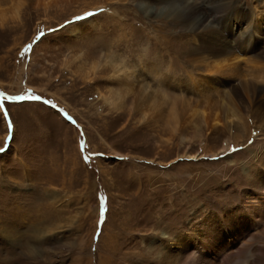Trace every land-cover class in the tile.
Returning <instances> with one entry per match:
<instances>
[{
	"label": "rangeland",
	"instance_id": "374dc122",
	"mask_svg": "<svg viewBox=\"0 0 264 264\" xmlns=\"http://www.w3.org/2000/svg\"><path fill=\"white\" fill-rule=\"evenodd\" d=\"M195 1L193 13L184 0H0V264H164L148 243L158 234L204 218L234 247L225 225L251 227L242 202L259 200L247 169L264 171V58L240 44L245 57L217 70L185 50L205 14L232 42L263 38L251 22L264 0ZM112 65L128 71L115 80ZM250 73L260 94L247 131L214 132L233 95L224 81ZM126 75L150 87L128 93ZM263 222L230 264L256 251Z\"/></svg>",
	"mask_w": 264,
	"mask_h": 264
},
{
	"label": "bare ground",
	"instance_id": "6f19581e",
	"mask_svg": "<svg viewBox=\"0 0 264 264\" xmlns=\"http://www.w3.org/2000/svg\"><path fill=\"white\" fill-rule=\"evenodd\" d=\"M165 1H171V0H165ZM219 1H223L225 3H227L226 1H230L231 3L232 0H219ZM184 3H186L187 7H189L191 12L193 13L195 11H201L202 6H200L198 2H196L195 0H184ZM162 13L164 15V13L166 12L163 11ZM175 14H176L175 12L174 13L170 12L169 15H165V16L166 17L173 16L172 19L177 20ZM216 14L215 16H217ZM261 15H264V13H261L259 16H256L251 22L252 23L251 25L254 26V29H259V30L264 29V16ZM156 16H158V14H156ZM245 19L247 20V16H245ZM208 22H209L208 15L205 14L199 20L197 26H195V28L192 30V31L198 30L199 32L195 35L196 38L193 42V45L192 46L188 45V47L185 50V55H187V58L190 62L198 63V62H203L204 60H210L212 63H215L214 66L216 67L217 70L229 67L233 63L231 62L230 64L228 62L230 57H234V59L237 60V62L245 57V56L244 57L241 56V54L235 55L236 49L240 46V44H245L247 51H248V47H250L252 51L258 53V56L260 58L261 57L264 58V37L261 39L254 38V40L252 41L253 36L255 35H251V33L249 34V32L245 30L242 31L240 35L237 37L231 34L234 37L232 38L233 39L232 42V40H229V38L224 36L223 33L220 34L217 33L215 31L216 27L214 28ZM247 37L248 40L245 41ZM239 50L243 51L242 48ZM105 64H107V62ZM111 71H113L111 77L116 80V79H121L122 77L120 75L121 72H127L128 68L126 67L121 69V67L118 68L117 66L112 65ZM249 75L251 78L250 79L245 78V80L243 79L239 86H236L235 83L229 80L224 81V83L226 82V85L229 86V88L231 89L233 95H230L228 93H222V96L220 95L222 97L221 98L222 101L218 105V107H220L222 112L217 113L214 118L215 120L213 123L214 132H219L221 130L219 127H216L219 128L216 130L214 126L220 124L222 121H223L222 122L223 126L227 127L231 133L239 132V131H247V129H245L246 122L244 120L243 113L244 111H247V109L251 108L250 106L254 102L252 101V99H254L253 97L255 96L257 97L258 94H260L256 89L257 88L256 85L258 83L257 82L258 75H253L252 73H250ZM159 77L162 80V77L161 76ZM123 78L125 81L124 87L127 88L126 92L128 93H135L137 91L139 92L141 91L142 93H144L150 87L149 83L144 82L143 80H142L143 83H139V87H135V83H137L138 80H135V78L131 79L127 75L124 76ZM225 97L228 98L229 100L228 102L225 101ZM234 99L238 101V103L241 105L243 109L242 112H240L236 103L233 104ZM197 112L198 111H195L194 114H196ZM175 115H177V113H175ZM216 134L217 133H213L212 135L215 136ZM260 153L261 152L256 153V157H260ZM253 172L254 171H252L250 168L247 169L252 190L254 193H256L259 196V200L257 201L255 199L249 200V202L247 203L248 200L247 198L245 202H242L244 203L246 209H249L252 214L251 220L253 221V223L250 225L251 227H248L246 230H243L241 234H239L241 232V229L239 230L236 227H232L231 225L228 224L225 225L226 227L229 228L228 233L233 235L238 234L237 236H234L235 241L231 240L234 244L233 245L234 247L227 244L225 236L222 233L221 229L218 228L207 229L204 223L205 219L202 218L199 219L197 225L194 226L190 225L188 229H186L187 231L185 232H178L176 234H173L171 232L168 233L164 232L162 235L158 234L157 237H154V239L151 242H148L149 245L152 246V248H155L157 250L158 258L164 261V264H230V262H232L233 259V254H234L233 250L236 249L238 244L241 243L242 245V243L244 242L247 243V241H245L246 237L256 236V233L253 231H256L258 229V228L256 229V227L259 226L261 220L264 218V171L254 174ZM187 233H189L190 236ZM164 234H166V236H164ZM199 241L202 243L201 245H199ZM256 241L257 240H255V243ZM259 242L260 243H258L257 241L259 246L257 244L258 247L255 252L254 249H251L250 252L251 253L254 252V253L249 255L250 258L248 259L246 258L247 260H245L244 258V260H242L243 262L239 261L237 264H242V263L264 264V234L262 235V240ZM251 243L253 242L251 241ZM245 246H247V244ZM191 247L192 249L193 248L195 249L194 251L189 252L191 251ZM249 248L250 245L248 246V248L245 249L249 250ZM187 253L190 255L189 259L186 260V262L182 263L181 261L183 260V257L187 255Z\"/></svg>",
	"mask_w": 264,
	"mask_h": 264
},
{
	"label": "snow or ice",
	"instance_id": "6c2138e0",
	"mask_svg": "<svg viewBox=\"0 0 264 264\" xmlns=\"http://www.w3.org/2000/svg\"><path fill=\"white\" fill-rule=\"evenodd\" d=\"M96 15L95 13H89L88 16L91 17V16H94ZM77 19H81V18H77ZM12 99H39V97H12ZM3 149H0V152H2Z\"/></svg>",
	"mask_w": 264,
	"mask_h": 264
}]
</instances>
